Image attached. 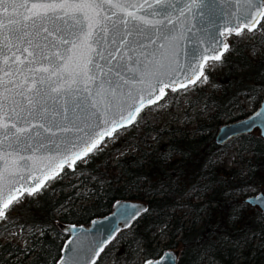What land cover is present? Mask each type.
Here are the masks:
<instances>
[{
  "label": "snow or ice",
  "instance_id": "1",
  "mask_svg": "<svg viewBox=\"0 0 264 264\" xmlns=\"http://www.w3.org/2000/svg\"><path fill=\"white\" fill-rule=\"evenodd\" d=\"M234 3L230 16L239 23L221 35L264 30V0ZM171 7L170 0H0V220L25 194L39 193L132 123L166 89L176 90L183 33L175 34L167 15L172 29L148 18L154 8ZM228 50L223 43L218 54L189 65L187 83L207 80L205 64ZM249 121V127L264 126V111ZM253 200L264 202V194ZM140 211L124 215L136 219ZM90 251L96 264L105 248Z\"/></svg>",
  "mask_w": 264,
  "mask_h": 264
},
{
  "label": "trees",
  "instance_id": "2",
  "mask_svg": "<svg viewBox=\"0 0 264 264\" xmlns=\"http://www.w3.org/2000/svg\"><path fill=\"white\" fill-rule=\"evenodd\" d=\"M249 46L229 40V50L218 61L220 72L204 68L214 88L205 92L191 86L193 102L202 99L203 108L210 110L190 127L191 133L173 124L160 128L148 119L152 104L147 105L132 123L116 130L125 132L119 142L136 138L134 152L114 158L112 146L97 148L73 167L66 166L39 193L25 194L20 201L27 207L20 222L30 227L29 243L0 241V264H53L66 237L58 222L85 224L121 198L144 200L147 211L115 235L129 230L117 259H129L136 252L131 248L135 241L145 258L157 256L160 250L151 244L150 232L163 224V247L176 248V264H264V214L244 201L253 193L251 187L264 186V138L251 131L233 136L237 147L229 166L224 162L229 139L214 140L224 118L248 113L239 102L242 98L260 99L264 91V46L252 55ZM233 108L239 113L231 115ZM150 132L152 138L147 137ZM80 187L82 192L77 191ZM104 248L102 258L112 241Z\"/></svg>",
  "mask_w": 264,
  "mask_h": 264
},
{
  "label": "water",
  "instance_id": "3",
  "mask_svg": "<svg viewBox=\"0 0 264 264\" xmlns=\"http://www.w3.org/2000/svg\"><path fill=\"white\" fill-rule=\"evenodd\" d=\"M135 3H144L145 0H133ZM148 3H154V0H147ZM173 5L171 8H154V16L148 18L162 21L157 27L172 29L173 24H168L165 16L170 17L175 24V34L183 33L180 40V63L183 69L175 75L180 84L187 83V78L191 76L188 70L189 65L196 66L203 56L215 55L223 50L225 42V28H230L239 23L235 17L230 16V12L235 11L236 5L232 0L231 7L229 0H170ZM180 9H184V14L180 15ZM153 10L145 9V12ZM143 14V13H142ZM179 18V22H177ZM223 42V43H221ZM80 53H77L78 60ZM172 89V87H169ZM256 111H264V93L255 109L249 111L247 115L226 120L219 125L214 140L217 143L226 141L233 136L257 129L258 134L264 138V126L259 122L253 127H249V117H252ZM260 118H257L259 121ZM125 124L124 126L129 125ZM122 126V127H124ZM121 128V127H119ZM118 128V129H119ZM68 135H76L75 132ZM3 162L0 161V165ZM264 194V190L256 191L244 197V201L252 206H256L264 214V202L253 200L254 197ZM146 203L141 199L121 198L112 202L110 209L99 216H94L85 224L73 222H58L57 226L66 233L63 239L59 255L53 264H85L91 258L90 249L94 246H105L113 240L115 234L123 227H126L133 219L124 215L125 211L131 212L134 208L140 209V213L145 209ZM177 250L168 248L163 250L157 257L148 258L143 264H176Z\"/></svg>",
  "mask_w": 264,
  "mask_h": 264
},
{
  "label": "rangeland",
  "instance_id": "4",
  "mask_svg": "<svg viewBox=\"0 0 264 264\" xmlns=\"http://www.w3.org/2000/svg\"><path fill=\"white\" fill-rule=\"evenodd\" d=\"M225 42L229 44V40H238L242 42H247L250 44L248 53L250 55L254 54L259 50L261 46H264V30H261L259 27L254 33H248L245 31L241 36H236L235 34L228 36L224 35ZM205 67L211 73L220 72V64L218 61L209 60ZM206 75V73H205ZM207 76V75H206ZM196 87H203L205 92H209L214 88V85L207 80L201 78L196 81ZM194 84H188L186 87L177 88L175 91L173 89H166L165 95L158 99L156 103L152 104L150 108H147V117L150 121L158 123L159 127H168L169 124H173L176 126L183 127L187 129V132L191 133L190 127L198 122L199 118H207L209 113V109H204L202 104V99L197 102H193L195 91L191 88ZM264 91H260L262 94ZM260 99L256 95H252L250 97H244L239 102L242 103L243 109L245 112L252 111L258 105ZM239 110L237 108H233L231 110V115L238 114ZM224 120H228V118H224ZM233 120V119H232ZM136 132H139L137 129ZM251 133H258L257 129L251 131ZM125 132L119 131L114 132L110 137H105L104 141L98 146V148L105 147H113L112 156L114 158L122 156L125 153H130L135 151V141L136 138H130L129 143L119 142L121 138H123ZM154 133H148L147 137L152 138ZM165 135H161L159 138L161 140L165 139ZM237 147V141L234 138L229 139V146L227 148V153L224 159L225 165L229 166L233 164L234 153ZM85 158L81 159L84 160ZM59 176V175H58ZM56 176V177H58ZM75 176V174L73 175ZM64 178V177H63ZM82 192L81 187L77 189V191ZM250 190L252 192L262 191L264 190V186H256L251 187ZM27 205H22V202L14 203L12 207L8 210L7 219L0 220V224H6L0 230V241L4 242L6 240H11L13 243H18L20 246L29 243V234L30 227L25 225L21 226L20 216L25 212ZM161 226V225H160ZM38 227H35L33 230H38ZM128 231L124 233V235L115 237L112 240V249L108 253L104 259L99 261V264H105L109 261V258L112 259V256L117 252V249H120L123 244V239L128 236ZM134 242L132 243L131 248L133 247ZM117 248V249H116ZM138 250V249H137ZM132 256L141 257L139 253L133 254ZM111 261V260H110ZM109 261V262H110ZM127 261V260H126ZM125 261V262H126ZM105 262V263H104ZM215 264V263H213Z\"/></svg>",
  "mask_w": 264,
  "mask_h": 264
},
{
  "label": "flooded vegetation",
  "instance_id": "5",
  "mask_svg": "<svg viewBox=\"0 0 264 264\" xmlns=\"http://www.w3.org/2000/svg\"><path fill=\"white\" fill-rule=\"evenodd\" d=\"M261 98V97H260ZM259 103V102H258ZM248 114V113H247ZM246 114V115H247ZM160 226V225H159ZM117 234V233H116ZM115 234V235H116ZM116 236H114V238H115ZM150 237H151V239H152V245H154V246H157L158 247V249L160 250V253L163 251V250H165V248L163 247V242L167 239V229L163 226V224L158 228V230L156 229V230H154L153 232L151 231L150 232ZM113 238V239H114ZM135 247H136V252L134 253V255L136 254V253H139L140 255H141V257H138V260L136 259V257H134V256H131L129 259H127V261H126V259H123V258H120V259H117L116 258V256H115V254L112 256V259H110L109 258V261L108 262H104L105 264H143L144 263V261L146 260V259H148V258H145L144 256H143V253L141 252V250H142V247L140 246V244L139 243H137L136 241L134 242V244H133ZM117 249V248H116ZM138 249V250H137ZM176 249V248H175ZM119 249H117V251H118ZM116 253V252H115ZM159 253V254H160ZM158 254V255H159ZM157 255V256H158ZM157 256H155V257H157ZM152 258H154V257H152ZM102 259H104V258H102ZM102 259H100V260H102ZM177 259V258H176ZM100 260H98L97 262H96V264H99V261ZM126 261V262H125Z\"/></svg>",
  "mask_w": 264,
  "mask_h": 264
},
{
  "label": "built area",
  "instance_id": "6",
  "mask_svg": "<svg viewBox=\"0 0 264 264\" xmlns=\"http://www.w3.org/2000/svg\"><path fill=\"white\" fill-rule=\"evenodd\" d=\"M159 227H160V226L156 227L155 230H156V229L158 230Z\"/></svg>",
  "mask_w": 264,
  "mask_h": 264
}]
</instances>
